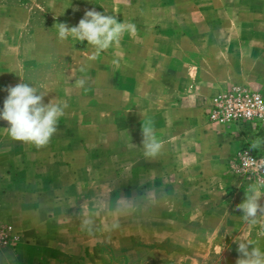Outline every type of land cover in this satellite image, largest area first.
Here are the masks:
<instances>
[{
    "label": "rangeland",
    "instance_id": "1",
    "mask_svg": "<svg viewBox=\"0 0 264 264\" xmlns=\"http://www.w3.org/2000/svg\"><path fill=\"white\" fill-rule=\"evenodd\" d=\"M226 1L0 0V110L8 95L5 88L21 82L41 88L47 94L44 103H67L56 134L46 147L37 148L39 164L27 170L38 181L33 196L43 197L38 205L51 208V215L19 218L15 209L3 206L0 217L19 235L15 245L3 248L18 245L25 221L43 232L38 238L46 264H235L239 253L234 241L244 234L259 240L264 250V237L257 236L259 226L250 229L236 208L251 181L226 164L241 184L234 185L239 193L200 198L202 192L212 194L211 171H203L209 178L204 177L202 184L197 164H180V156L161 152L146 159L142 128L131 113L133 103L136 108L146 107L145 100L131 99L133 87L135 96L143 98L156 81L166 80L162 66L150 67L147 62L162 51L158 40L165 31L180 30L174 18H211L226 7ZM92 9L114 15L118 22L134 23L137 29L135 36L125 33L118 48L110 47L96 60L89 59L95 49L87 41L60 40L57 30L58 23L78 25L85 11ZM82 78L85 87H77ZM0 123L3 130L9 127L6 121ZM119 136L127 137L124 143ZM131 136L139 143L134 153L129 147ZM47 179L55 184L51 189ZM141 184L167 192V199L146 219L126 218L110 236L98 233L95 238L70 219L93 195L111 192L115 199L142 192ZM3 191L8 195L1 198L6 205L20 202L17 194L13 198L7 189ZM73 198L76 208L70 207ZM260 203L264 205V197Z\"/></svg>",
    "mask_w": 264,
    "mask_h": 264
},
{
    "label": "crops",
    "instance_id": "2",
    "mask_svg": "<svg viewBox=\"0 0 264 264\" xmlns=\"http://www.w3.org/2000/svg\"><path fill=\"white\" fill-rule=\"evenodd\" d=\"M225 6L211 18H174L180 30L165 31L158 40L162 51L147 62L150 67L162 66L166 80L156 81L143 98L135 96V87L131 90V99L146 101L145 109L136 108L133 103L131 113L133 117L136 115L141 128L146 121H152L157 137L163 141L162 155L180 156V164H197L202 184L203 178L208 177L203 171H211L213 179L208 180L212 194L200 193V198L207 200L239 193L234 185L241 184L229 174L226 164L253 136L248 137L239 127L210 121L202 100L234 83L264 94V0H229ZM169 21L171 24L173 19ZM126 138L119 136L118 141L124 143ZM131 143L139 146L133 138ZM135 148H131L132 153L137 151ZM37 153L35 146L11 139L0 123V199L8 198L3 189L13 198L16 194L20 197L15 205H6L1 199L0 209L3 206L15 209L19 218L51 215V208L44 210L38 205L43 197L33 196L38 181L31 179L27 171L39 164ZM46 182L50 183V189L55 185L51 179ZM29 195L32 196L28 198ZM49 199L55 202L57 198L51 195ZM20 231L21 239L16 247L0 250V264H46L44 247L38 238L43 232L25 221Z\"/></svg>",
    "mask_w": 264,
    "mask_h": 264
},
{
    "label": "clouds",
    "instance_id": "3",
    "mask_svg": "<svg viewBox=\"0 0 264 264\" xmlns=\"http://www.w3.org/2000/svg\"><path fill=\"white\" fill-rule=\"evenodd\" d=\"M78 9H74L77 11ZM58 38L66 40L71 37L78 42L87 41L95 51L90 60L98 59L101 52L110 47H119L125 33L135 36L136 25L131 22H118L114 15H107L95 9L86 10L78 25L69 27L66 23H58ZM118 63V61H114ZM22 81H24L22 79ZM33 85V84H32ZM86 79L76 81V86L84 88ZM8 93L0 110V120L6 121L9 127L4 128L7 135L19 142L31 144L36 148L46 147L58 130L59 119L64 115L67 103H44L47 95L41 88L29 86L21 82L5 88ZM142 148L146 159L157 158L163 148V141L157 135L152 121L142 124ZM129 147H136L132 143ZM251 150H264V137L257 136L250 143ZM248 157V154H246ZM249 158V157H248ZM251 159V158H249ZM264 163L253 169L255 180L247 184L244 200L236 208L242 212L241 219L254 228L259 226L258 237H264V205L260 203L264 197ZM141 187H144L141 184ZM239 187V185H237ZM167 199L164 188L156 186L144 187V190L131 195H119L112 198L111 192L96 194L87 201H82L79 210L70 219L78 223L82 232L95 238L98 233L108 234L119 230L122 220L126 218L146 219ZM71 208L77 207L75 198ZM239 253L235 264H264V250L259 246V240L249 238V234L236 237ZM224 248L222 249L223 252Z\"/></svg>",
    "mask_w": 264,
    "mask_h": 264
},
{
    "label": "built area",
    "instance_id": "4",
    "mask_svg": "<svg viewBox=\"0 0 264 264\" xmlns=\"http://www.w3.org/2000/svg\"><path fill=\"white\" fill-rule=\"evenodd\" d=\"M202 101L204 112L210 121L230 128L239 127L248 137L253 136L244 142L227 164L230 170L253 182V169L264 163V150L250 148L253 139L257 136L264 137V94L245 84L234 83ZM261 174H264V169H261ZM18 239L19 235L13 225L0 217V249L15 245Z\"/></svg>",
    "mask_w": 264,
    "mask_h": 264
}]
</instances>
